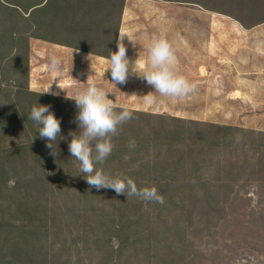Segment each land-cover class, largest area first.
I'll list each match as a JSON object with an SVG mask.
<instances>
[{"label": "trees", "instance_id": "trees-1", "mask_svg": "<svg viewBox=\"0 0 264 264\" xmlns=\"http://www.w3.org/2000/svg\"><path fill=\"white\" fill-rule=\"evenodd\" d=\"M210 1L213 0H197L195 4L205 10L226 14L245 27L250 26L241 16L237 17L219 9H209ZM230 1L233 3L237 0ZM238 1L246 3V0ZM223 2V7L227 6ZM24 5L15 0H0V49L8 47V44L4 45L7 41L12 48L10 54L14 52L11 59L7 54L4 57L1 55L0 71L13 72L15 76L8 78L7 75H0V101H4V105L0 102V127L6 129L5 134L11 130L15 133L22 129L35 130L36 146L41 148L45 146L46 141L41 142L38 126L28 119L31 108L38 106L37 103L49 105V111L56 118L62 121L65 114L69 113L68 117L74 120L75 102L71 99H53L51 96L32 93L27 89L29 48L27 43H21L17 36L13 35L12 38L14 23L17 25L18 22L26 23L36 19V30L42 33L40 36L36 35L37 39L107 58L110 52H115L125 0H39L35 5L26 8ZM10 23L12 28L9 27ZM9 35L11 40L8 39ZM109 37L113 41L111 49L107 46ZM6 79L7 84L16 89H11L9 94H3L6 90L1 89ZM120 110L115 109L117 112ZM145 117L150 119L148 115ZM173 121L180 122L176 119ZM124 123L118 127V135L112 138L114 148L111 155L98 168L114 177L131 178L138 188L157 189L163 196L164 203L156 204L160 209L153 227L145 226L146 231L132 241L131 251L124 249L130 243L129 234H125L130 232L134 222L130 215H133L134 207L138 211L143 202L135 197L117 195L112 189L97 190L86 183L79 172L78 162L68 151V143L71 140L69 131H78L77 127L70 128L60 134L64 139L58 138L56 156H52V150L46 147L42 151H36L34 159H30L32 166L36 167L33 169L27 161L29 155H25L29 149L34 153L33 144L1 146L0 183L5 182L9 173L17 179L20 174H30L32 176L29 184L18 180L26 187L34 186L36 189L33 192L30 187L28 192L25 189L21 194L17 186L13 194L18 202L15 209L12 203L5 204L3 200L7 199L9 194L5 193L6 188H0V256L4 251L11 255L10 260L5 263L48 264L49 255L55 254L53 258L56 259L50 264H74L64 260L74 254V259H78L79 263L83 262L80 264H184L183 245L186 230L184 231L183 222L178 218L182 221L188 219L191 223L192 218L199 214L210 218L211 213L216 212L220 203L222 205V201L226 200L233 179H237L239 173H242L243 164L251 168V171L248 169L249 173L256 175L259 180H264L262 133L255 134L253 131L215 127L199 122L189 123L194 130L186 126V123L180 127H169L162 123L159 131L154 133L151 127L145 130ZM205 126L207 128H203ZM231 134L247 135V139L254 141L248 151L258 147L257 151L254 150V154L250 155L243 150L241 161L223 157L226 148L232 146L226 145L227 140L229 144L232 143L229 140ZM253 135L261 137L254 139ZM255 140H258L256 144ZM130 141H135V147L131 150L128 147ZM244 146L246 147L245 143ZM237 148L234 147L233 151ZM34 194L36 200L33 199ZM57 195L66 206L72 205L75 208L71 214L72 207L67 209L66 219L72 221L65 223L60 231L56 228L59 220L53 219L51 215V209L54 211L55 205H59L55 199ZM11 208L14 210L11 211ZM78 210L84 215L88 214L91 219L101 218L99 224L102 227L111 224L109 229L114 231L118 238L124 235V242L119 243L117 247L103 244L98 234L92 232L93 219L90 220L88 216L82 219L85 224L88 222L87 227L77 224L81 222L78 220V212L75 213ZM219 211H222L221 207ZM172 214L178 218L174 219ZM24 217L33 219H22ZM117 220L121 223H115ZM34 224L36 234L31 233V226ZM171 237L174 239L164 244L167 242L165 239ZM52 247H55L56 253L51 252Z\"/></svg>", "mask_w": 264, "mask_h": 264}, {"label": "rangeland", "instance_id": "rangeland-1", "mask_svg": "<svg viewBox=\"0 0 264 264\" xmlns=\"http://www.w3.org/2000/svg\"><path fill=\"white\" fill-rule=\"evenodd\" d=\"M15 1L25 4V8L39 2V0ZM196 1L125 0L129 8L125 16V27L128 26L125 34L129 33L131 38L127 37L133 42L132 45L127 37L123 41L127 57L130 61H134L137 56L146 59L147 45L151 37L163 36L174 49L176 56L174 70L195 85L194 90L187 96L172 98L161 96L159 93H150L154 89L143 79L134 75H129L126 83L116 85V88L110 83V73L105 72L109 66L108 63L96 62L97 59L89 58L90 56L85 52L37 39L36 35L40 36L42 33L36 30V19L26 23L18 22L17 25L14 23L13 28L12 23L9 25L12 28V38L17 36V39L21 43L25 41L29 48L27 89L32 93L51 96L53 99H70L85 90L89 83L95 82L96 86L103 89L113 100L115 109L124 108L132 113V118L125 122L128 126L132 125L145 130L151 127L155 133L159 131L162 123L169 127H180L186 123V126L194 130L189 123L199 122L204 125L233 127L246 132L264 134V0H246L245 4L237 0L233 1V3L236 2L233 6L230 0L222 1L227 4L225 7L220 0L209 3V9L212 8L215 11L219 9L237 17L241 16L250 26L256 23L261 24L252 29L241 27L239 25L241 23L223 14L205 10L195 4ZM28 16L29 14L26 15ZM10 37L9 35L8 39ZM111 42L113 43L109 37L107 46L110 49ZM6 44L8 47L0 49V57L7 54L6 56L9 55L11 59L14 52L10 54L12 51L10 43L5 41L4 45ZM51 56H56L61 61L63 74L59 77L47 70ZM13 74V72L0 71V75H7L8 78H15ZM7 82L6 79L2 83L1 89L6 90L2 92L3 94H9L11 89H15ZM48 89L49 92L45 93ZM51 92H59V95L53 96ZM148 93L155 97L151 104L146 103L144 99V95ZM0 102L4 105V101ZM68 115L69 113L65 114L62 121L58 118L60 134L76 127ZM146 115L150 116V119H147ZM5 131V128L0 127V149L2 145L14 147L20 144H33L34 153L32 149L25 153L29 155L27 160L29 163L30 159H34L36 151H42L45 147L36 146L35 130L22 129L17 133L11 130L7 134ZM253 137L259 139L261 136L253 135ZM247 138L248 136L244 134H231L229 140L232 143L229 144L227 140L226 145L232 146L226 148L223 157L241 161L240 155L243 150L246 154H254V150L257 151L258 147L252 148L251 152L248 151L254 141ZM44 141L41 139L42 143ZM257 142L258 140H255V144ZM234 147L238 148L233 151ZM161 158L164 159L163 156ZM32 165V163L29 165L31 169L36 168ZM243 165L242 173H239L237 179H233L228 189L230 191L227 193L226 200L222 201V205L220 203L216 212L211 213L210 218L199 214L192 218L191 223L188 219L182 221L175 217V214L171 215L175 217L174 219L178 218L180 222H183L182 226L185 228L184 231L186 230L184 245L181 244L185 257L184 264H264V180H259L256 175L249 173L251 168ZM30 176L32 175L20 174L18 179L27 185L31 179ZM7 177L9 180L6 178L5 182L0 183V188H6L5 193L9 194V197L3 201L5 204L12 203L16 209L18 202L13 195L16 187L18 186L21 194L25 189L28 192L30 187L33 192L36 189L34 186L26 187L12 173H9ZM0 180L2 181L1 178ZM33 197L36 200V194ZM55 199L59 205L58 207L55 205L54 211L51 209V215L53 219L59 220L56 228L60 231L65 223L72 221L66 219L67 209L72 205L66 206L58 195ZM140 207L138 211L134 207L133 215H130L134 222L130 232L125 234H129L130 243L124 248L128 251L132 250L130 245L134 238L146 231L145 226L153 227L160 209L154 202H143ZM74 209V207L70 209V214ZM12 210L14 208H11ZM109 210L114 213L112 209ZM75 213L79 214L78 220L81 221L77 222L79 226H88V222L85 224L82 220L85 216L94 220L91 224L94 230L92 232L98 234L103 244L117 247L119 243L124 242V235L118 238L115 232L109 229L111 224L105 227L100 226L101 218L91 219L81 210ZM115 223L120 224L121 221L117 220ZM137 223L140 225H136ZM31 227L33 229L31 233L36 234V224ZM173 239L166 238L167 242L164 244L170 243ZM51 252L56 253L55 247ZM53 255H49L48 264L55 258ZM9 256L11 255L4 251L0 256V264H7L5 262L10 260ZM67 258L65 257L64 260L74 264L83 263L74 259V254ZM34 260L36 261V258Z\"/></svg>", "mask_w": 264, "mask_h": 264}, {"label": "clouds", "instance_id": "clouds-1", "mask_svg": "<svg viewBox=\"0 0 264 264\" xmlns=\"http://www.w3.org/2000/svg\"><path fill=\"white\" fill-rule=\"evenodd\" d=\"M125 37V34L119 32L117 50L110 52L106 58L109 66L105 72L110 73L111 84L115 87L123 85L129 75H134L154 89L150 93H159L164 97L183 98L194 90L195 85L174 70L176 56L166 38L153 35L147 45L146 59L137 56L134 61H130L123 43ZM127 39L133 45L128 37ZM47 70L56 77L61 76L63 70L60 59L51 56ZM49 89L45 93L49 92ZM150 93L144 95L146 103L149 104L155 100ZM51 95L58 96L59 92H51ZM70 99L75 102L76 115L73 122L78 131L69 132L71 140L68 143V151L78 162L79 172L86 183L97 190L112 189L117 195L123 194L126 198L135 197L142 202L163 204L164 198L155 187L138 188L131 178L114 177L98 168L113 151L112 138L118 135V127L131 119L132 113L124 108L119 112L115 111L113 100L103 89L98 88L95 82L89 83L85 90ZM37 105L31 108L28 119L38 126L39 138L46 141L45 147L52 150V156H56L57 140L64 139L60 136V120L49 111V105ZM128 147L133 149L135 141H130Z\"/></svg>", "mask_w": 264, "mask_h": 264}, {"label": "crops", "instance_id": "crops-1", "mask_svg": "<svg viewBox=\"0 0 264 264\" xmlns=\"http://www.w3.org/2000/svg\"><path fill=\"white\" fill-rule=\"evenodd\" d=\"M128 10H129V8H128V5H127V2L125 3V7H124V14H123V16H122V23H121V27H120V30H119V32L120 33H123V34H125V29L126 28H128V26L126 25V27H125V16L128 14ZM216 13V12H215ZM220 14V13H219ZM224 15V14H223ZM225 16L226 17H228L229 19H233V18H231V17H229V16H227L226 14H225ZM258 24H260V23H258ZM258 24H253V25H251V26H248V27H245V26H243L242 24H239L241 27H243V28H245V29H252V28H254V27H257V26H259ZM261 25V24H260ZM118 35H119V33H118ZM126 36H128V37H130V35H129V33L128 34H125ZM118 37V36H117ZM131 38V37H130ZM116 41H117V39H116ZM115 50H117L116 49V44H115ZM86 53V52H85ZM88 56H90L89 58H92V57H94L95 59H97V61L96 62H100V63H104V62H106L107 63V59L106 58H103V57H95L96 55H93V54H89V53H86Z\"/></svg>", "mask_w": 264, "mask_h": 264}]
</instances>
